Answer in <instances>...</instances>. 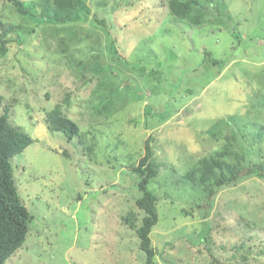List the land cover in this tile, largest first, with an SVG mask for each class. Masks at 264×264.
Listing matches in <instances>:
<instances>
[{
    "label": "rangeland",
    "instance_id": "1",
    "mask_svg": "<svg viewBox=\"0 0 264 264\" xmlns=\"http://www.w3.org/2000/svg\"><path fill=\"white\" fill-rule=\"evenodd\" d=\"M211 1L210 22L193 25L165 6L144 11L150 0H88L108 27L71 47L97 72L87 84L51 36L62 24L29 35L35 21L0 3V21L18 25L27 42H12L0 61V95L16 99L11 120L34 140L13 158L18 193L33 218L5 264H145L128 222L142 215L133 168L148 135L159 166L148 183L159 197L150 235L156 264H212V253L222 264H264V209L253 208L264 200V179L224 187L207 205L187 178L230 126L246 145L264 138V0ZM83 19L66 24L81 26L82 39L92 17ZM108 30L119 54L110 51ZM59 103L79 126L72 138L47 121ZM252 231L259 239L248 259L233 258L232 246Z\"/></svg>",
    "mask_w": 264,
    "mask_h": 264
},
{
    "label": "trees",
    "instance_id": "2",
    "mask_svg": "<svg viewBox=\"0 0 264 264\" xmlns=\"http://www.w3.org/2000/svg\"><path fill=\"white\" fill-rule=\"evenodd\" d=\"M1 2L12 4L20 15L35 21L37 26L30 30L29 35L46 31L52 25L62 24L53 27L52 35L51 33L49 35L57 39L61 52L69 56L66 65L70 68V71L72 72V69L75 68L77 74H82L84 78L83 83L85 84H87V81H94V78H96L94 74L97 72L94 71L93 65H90L87 62L88 60H76L74 58L75 53L71 48L79 42L91 41L92 29L99 28L104 31L108 27L105 17L100 18L96 13L92 14L88 0H30V2H26L25 0H0ZM209 2L212 1L161 0L160 5H158L157 3H152L150 0V4L144 11L149 8L165 6V11H168L169 14H173V16L179 19L188 20L193 25H200L211 20V11L209 9L212 8L208 6ZM89 16L92 17V20L90 27L87 26L89 33L84 35V39H82L84 32L81 26H77L76 28L66 25L72 21L82 22L84 17L87 18ZM95 24L100 25V27ZM87 25H89V22ZM16 26L17 28L12 23L0 21V61L10 52L12 42L16 41L18 44L27 43L23 29H20L18 25ZM65 30L67 33L61 35V31ZM105 33L103 34L106 35L105 40L109 44L110 51L119 54V50L115 45V36H110L109 30ZM91 44L99 46L103 43L93 38ZM69 51L72 52L70 53ZM43 57L47 58L48 56L44 55ZM94 60H98V57H95ZM209 60L214 65L219 63L218 59L211 58ZM49 63L51 61L46 60L45 66L49 67ZM83 63L82 68L81 65ZM73 78L75 79L74 76ZM93 88H95L94 84L92 90ZM67 98H64L62 102ZM15 102V98L7 100L4 95H0V264H5L7 259L22 247L26 241L33 218L19 196L14 176L15 167L13 158L22 153L34 140L21 126L11 120ZM60 104L48 113L47 121L53 130H61L68 138H72L74 134L78 133L79 126L61 111ZM263 130L264 126L261 125L259 131L262 132ZM226 132L228 133L226 134ZM226 132L223 131L215 137L214 141L218 145L214 147L218 148L210 149L208 155L203 157L195 170H191L187 176L193 186L199 187L204 191L207 205L211 204L212 198L224 187L235 186L249 176L264 179V138L260 137L255 142V145H260L258 148L255 145H246L245 137L234 131L231 126ZM153 140L154 137L148 135L145 140V153L133 168L140 178L137 185L141 191V196L138 197L136 203L139 209H141L142 215L139 217L137 224H135L134 219L125 218V222L130 220L128 224L135 230L140 240V248L146 255L145 264H156L157 250L153 245L150 235L160 219L158 212L159 197L148 187L149 181L159 173V166L152 162L153 148L151 142ZM199 205L201 204H197L190 209L196 210ZM253 206L255 210L260 206L264 209V200ZM183 212H186L185 214H192L188 208L183 209ZM257 239L259 238L255 231L240 237L238 239L239 244L232 246V257L237 260L240 257L241 260L246 261L251 252L252 243ZM211 259L212 264H222L213 253L211 254Z\"/></svg>",
    "mask_w": 264,
    "mask_h": 264
}]
</instances>
